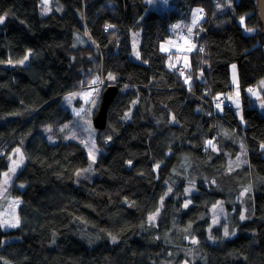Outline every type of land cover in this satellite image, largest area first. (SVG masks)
<instances>
[{"label": "trees", "instance_id": "1", "mask_svg": "<svg viewBox=\"0 0 264 264\" xmlns=\"http://www.w3.org/2000/svg\"><path fill=\"white\" fill-rule=\"evenodd\" d=\"M223 1L173 0L179 11L163 16L146 0H53L63 12L48 14L41 0H0V183L12 151L21 147L27 156L11 191L22 199L21 224H0V264H264V114L248 96L264 79V34L247 35L239 23L245 17L255 27L257 0H232L233 9L222 11ZM194 8L203 14L193 30L188 88L159 47ZM137 30L141 62L131 59ZM76 32L92 43L75 46ZM233 64L242 127L229 104L217 113L213 106L232 94ZM109 74L119 93L106 128L96 130L100 155L88 180L78 177L89 165L83 145L37 137L42 129L59 135L73 120L65 95ZM218 123L244 136L248 166L228 173L224 150L235 157L238 149L223 145ZM191 182L197 192L186 208ZM219 200L232 220L225 239L219 228L208 234Z\"/></svg>", "mask_w": 264, "mask_h": 264}, {"label": "rangeland", "instance_id": "2", "mask_svg": "<svg viewBox=\"0 0 264 264\" xmlns=\"http://www.w3.org/2000/svg\"><path fill=\"white\" fill-rule=\"evenodd\" d=\"M233 5L234 3H232V0H224L223 4L220 5L219 9L222 11L226 9H233ZM41 6H42V9H41L42 14H48L56 10V8H58L57 11L59 13L63 12V7L58 2H53V0H41ZM148 7L151 10L160 12L163 16H167L169 11L171 10H175L176 12H178L180 9L179 7H176V5L173 2H170V0L159 2L154 5H149ZM257 13H258L259 21L256 22L255 27L248 26L245 22L246 18L241 17L244 19V21L241 22L240 25L244 29L245 34L247 35L254 34L257 31L262 32L264 34V21L261 20L259 16V12ZM184 21L185 20H181V22H184ZM186 23H188V21ZM249 29L255 30V31H249ZM172 30L173 28L170 26L171 33H172ZM187 32L191 33V37L193 38V30L187 31ZM187 32L184 30H181L179 31V33H177V36L179 38V44L180 45L193 44L192 46H195L194 48H196L195 41L186 40L188 38H191L190 36L188 35H186L185 37L182 36L183 34H186ZM141 34L142 32L140 30L133 31L132 33L131 59L136 62H141V55H140ZM174 38L175 37L171 34V36L167 39L172 42V45H168V42H162L160 44L159 49L162 53L168 54L166 64L169 70L177 71L181 75L184 83L189 88V82L192 81V78L189 76L190 57L188 55H185L183 52H181L179 48L175 46L177 42L174 40ZM89 43H92V40L90 36L88 35V33L76 32L74 34V45L75 46L87 45ZM22 61L23 63L19 62V65L21 66L27 65L29 62V57L27 56V58L23 59ZM231 68L233 70L232 72L234 75L238 74V68L236 64H233ZM231 68H230V71H231ZM109 77H113V79H109ZM107 78L108 80H106L102 76L94 77L90 82L83 85V87H81L80 89L65 95L62 101V105L70 111L71 115L73 116V120L70 121L69 123L64 124V126L61 127V132L59 135H52L50 129H42L39 131V136L37 137V138L39 137L41 138V136H43L51 144H57L60 141L64 140V141H74V142H77L83 145L87 150V155L89 158V165L86 169L84 168L79 171L78 177L87 178L88 180L94 179L93 169L95 166V162L100 155V149L98 148L96 144V130L97 129L95 128L94 122H93L94 115L100 103L102 93L109 86V84L116 79L115 76L112 74H109ZM200 79L203 80L204 77L201 75ZM93 81H97V83L94 84ZM259 83L264 84V79L260 80ZM87 93H91V96L86 98L85 94ZM91 99L96 100L95 106H92L89 103ZM79 100L84 102L83 104H81V107H77ZM240 103H241V100H240ZM81 109H83V111L80 112V115H77V112L80 111ZM133 109L134 108H132L129 112H127L126 114L127 120L132 115ZM218 126L220 130L219 138L221 142L223 143V145L225 142H229V143L231 142L238 149V153L235 157H232L230 155V151L227 148L224 150V153H226L228 157V170H227L228 173H232L235 170L248 166V163H249L248 150H247V147L244 141V136L237 132L235 133V135H233L230 129L225 128L220 123H218ZM24 139L26 140V138ZM213 142H214L213 143L214 151L220 152L218 142L217 141H213ZM3 149L0 150V155L3 154L4 152ZM16 149H19L20 153H17ZM20 154L23 155V162L19 163V165L16 167L15 173L13 174L9 170L13 167V161L20 160ZM26 158L27 156L21 147L15 148L12 151L8 159V170L4 172V173L9 174V180L7 184L4 183V173H3L2 182L0 185V220L2 221V224L4 226V227L2 226V228L6 227L5 229L17 227V226H14V227L11 226L15 224L17 220L19 221L18 227L21 224V218L19 216L18 209L20 205L22 204V199L13 196L11 194V191L13 190L12 187L14 185L18 186L17 183H15V177L20 171V169L23 167V165L25 164ZM156 169H158V166H156ZM196 192H197L196 185L195 183L191 182L188 185L187 192H186L185 205L187 204V207H189L192 203L191 195ZM247 192L248 191L246 190L243 191L240 197L239 206L242 211L241 216H240V221H245L244 212L247 210V206H248V202L245 200V195L247 194ZM154 214L155 215H152V216H155V219L150 220V222H154L156 220L158 212ZM242 216L244 217L243 219H241ZM227 219H228V216H227V211L225 209L224 201L219 200L215 205L212 206L211 225L208 229L209 236H212L213 234L212 232L215 228H219L220 233L223 236V238L224 239L228 238L229 233H230L229 225L232 223V220L229 219V224H228ZM225 229H227L228 231L227 236L224 234ZM209 239L214 240L213 237ZM186 241L189 245L191 244L195 245L198 242L196 238L187 239ZM181 264H191V263L188 261H184Z\"/></svg>", "mask_w": 264, "mask_h": 264}, {"label": "crops", "instance_id": "3", "mask_svg": "<svg viewBox=\"0 0 264 264\" xmlns=\"http://www.w3.org/2000/svg\"><path fill=\"white\" fill-rule=\"evenodd\" d=\"M166 0H146L147 5H154L157 4L159 2H164ZM170 2H173V0H170ZM168 5V4H166ZM197 9L200 8H194L191 11V14L189 16L188 20H185L184 22H181V19L176 21L175 24H173L171 27L173 28L172 30V35L175 37L174 40L177 42V44L175 45L177 48H179L181 50V52H183L185 55H188L193 53L195 51L196 48H194L195 46H192L193 44H185V45H180L179 44V38L177 36V33H179V31L184 30V31H189V29L194 30V28L197 26L198 22L202 19V14H203V10L202 12L197 13ZM194 14H196V22L193 23L194 20ZM188 21V23H186ZM244 19H240V24L241 22H243ZM177 25H179V27H176ZM255 31V30H252ZM245 32V31H244ZM188 36L191 37V33H186ZM186 34L184 36H186ZM186 40H192L191 38H188ZM168 45H172V42L170 40L167 39ZM185 43V41H184ZM232 68H231V77H232V82H233V92L232 94L229 96V100L232 103V108L235 109L236 111H234L238 123L240 124V126H245V122L243 119V111H242V106L240 103L241 100V92H240V87H239V80L237 78L238 74H233L232 72ZM264 84H260L258 83L251 91H249V94L252 95V99L254 102V106L256 107V109L258 110L260 115L264 114V86H262ZM258 86V87H257ZM222 109L219 108V112H221ZM239 133L238 131H232V134L235 135V133ZM2 182V180H1ZM1 185V183H0ZM0 224L1 226H3L2 221L0 220ZM4 227V226H3ZM6 228V227H5ZM16 228V227H14ZM14 228H8V229H14Z\"/></svg>", "mask_w": 264, "mask_h": 264}, {"label": "water", "instance_id": "4", "mask_svg": "<svg viewBox=\"0 0 264 264\" xmlns=\"http://www.w3.org/2000/svg\"><path fill=\"white\" fill-rule=\"evenodd\" d=\"M258 12L264 21V0H257ZM119 93V87L115 84L109 85L101 95V100L94 115V126L97 130H104L107 125L108 112L112 102Z\"/></svg>", "mask_w": 264, "mask_h": 264}, {"label": "snow or ice", "instance_id": "5", "mask_svg": "<svg viewBox=\"0 0 264 264\" xmlns=\"http://www.w3.org/2000/svg\"><path fill=\"white\" fill-rule=\"evenodd\" d=\"M199 12H202L201 9H197V13ZM243 19V18H242ZM3 21V17H0V22ZM196 22V14H194V20H193V23ZM176 27H179V25H177ZM189 31H191V29H189ZM249 31H252L251 29H249ZM138 55V54H137ZM27 58V57H26ZM21 63H23V61H21ZM235 67V66H233ZM109 79H113V77H109ZM93 83H97V81H93ZM251 91V90H249ZM86 98L87 97H90L91 96V93H87L85 94ZM89 103L92 105V106H95L96 104V100L95 99H91L89 101ZM83 111V109H81L80 111L77 112V115H80V112ZM16 152L17 153H20V150L19 149H16ZM91 155V153H90ZM94 159V157H93ZM23 162V155L20 154V160L19 161H13V167L9 170L10 172H12L13 174L15 173V170H16V167L19 165V163H22ZM8 180H9V174L8 173H4V183L7 184L8 183ZM185 207H187V204L185 205ZM244 217L242 216L241 219H243ZM150 220H154L155 219V216H151L149 217ZM18 223L19 221L17 220L15 224L11 225V226H18ZM226 236L228 235V231L227 229H225V233H224Z\"/></svg>", "mask_w": 264, "mask_h": 264}, {"label": "bare ground", "instance_id": "6", "mask_svg": "<svg viewBox=\"0 0 264 264\" xmlns=\"http://www.w3.org/2000/svg\"><path fill=\"white\" fill-rule=\"evenodd\" d=\"M238 80H239V75H238ZM231 81H232V77H231ZM257 85V84H256ZM255 85V86H256ZM232 86H233V82H232ZM254 86V87H255ZM254 87H252V88H250L249 90H252ZM249 90H248V94H249ZM207 91L205 90L204 91V93H206ZM233 92V91H232ZM250 94H252V93H250ZM248 95L249 96V98H250V100L252 99V95ZM219 96H221V97H223L224 99H226V102L229 104V106H230V108H232V103H231V101L228 99L229 98V96L228 97H226L225 95H223V94H220ZM252 102H253V99H252ZM253 104H254V102H253ZM213 106H214V108H215V112L216 111H218L219 112V108L222 106L221 104H218L217 102H213ZM254 106V105H253ZM255 107V106H254ZM256 108V107H255ZM233 109V108H232ZM233 110H235V109H233ZM242 111H243V109H242ZM258 111V110H257ZM217 113V112H216ZM19 188H22V186H19ZM24 188V187H23Z\"/></svg>", "mask_w": 264, "mask_h": 264}, {"label": "built area", "instance_id": "7", "mask_svg": "<svg viewBox=\"0 0 264 264\" xmlns=\"http://www.w3.org/2000/svg\"><path fill=\"white\" fill-rule=\"evenodd\" d=\"M185 34H183L182 36L183 37H185L184 36ZM187 35V34H186ZM214 102H217L218 104H221V105H223V104H228L226 101H225V99L223 98V97H221V96H219Z\"/></svg>", "mask_w": 264, "mask_h": 264}]
</instances>
